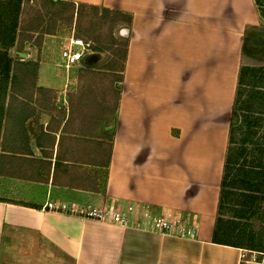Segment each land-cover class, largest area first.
<instances>
[{
  "label": "crops",
  "instance_id": "1",
  "mask_svg": "<svg viewBox=\"0 0 264 264\" xmlns=\"http://www.w3.org/2000/svg\"><path fill=\"white\" fill-rule=\"evenodd\" d=\"M61 1L132 15L116 106L84 113V91L97 102L88 67L67 69L61 47L43 42L36 73L19 76L30 90L9 89L0 113V264H239L242 248L213 238L256 0ZM49 202L115 204L134 222L182 215L196 236L44 209Z\"/></svg>",
  "mask_w": 264,
  "mask_h": 264
},
{
  "label": "trees",
  "instance_id": "2",
  "mask_svg": "<svg viewBox=\"0 0 264 264\" xmlns=\"http://www.w3.org/2000/svg\"><path fill=\"white\" fill-rule=\"evenodd\" d=\"M27 1L29 2L0 0V113L4 111L9 89H13L17 83L23 84L19 76L25 73H22L23 69L18 66L34 73L33 69L27 68V64L16 61L9 54V50L20 42L21 34L36 33L41 29L43 16L41 11L37 12L38 20L29 22V26L21 27V16ZM50 1L53 4H65L66 11H71L69 19L73 22L76 17L77 23L80 22L82 12L91 9L95 13L97 26L109 27L110 43L123 46L125 61L129 40L119 41L114 31L120 22L130 27L133 22L132 15L85 4L77 6L74 2ZM62 12H56L54 16L61 17ZM250 31H257L260 34L255 35L249 42ZM262 31L261 27L248 25L244 32L213 239L220 244L264 251V236L261 233L259 236L255 235L249 220L246 222L250 214L255 216L258 213L264 200V63L256 66L245 62L248 58V45L251 42L264 47ZM85 37L87 42L93 43L94 52L103 51L95 42L107 44L108 40L100 35ZM37 68L38 63L34 65L35 73ZM237 189L240 193H236Z\"/></svg>",
  "mask_w": 264,
  "mask_h": 264
},
{
  "label": "rangeland",
  "instance_id": "3",
  "mask_svg": "<svg viewBox=\"0 0 264 264\" xmlns=\"http://www.w3.org/2000/svg\"><path fill=\"white\" fill-rule=\"evenodd\" d=\"M256 4L260 18L257 25L249 26L261 27V29H263L262 34L264 35V0H256ZM66 10L67 6L65 4H53L50 0L27 1L21 16V27L24 28L25 26H29V22L38 20L37 12L41 11V15H43L42 22L40 21L41 29L36 33L24 32V34H21L20 42L9 50V54L15 60H20L23 58L22 55H25L23 59H26L27 62L29 61L31 63L26 65L27 68L31 70L34 69V61L39 60L43 56L44 41H48L49 46L53 45V47H55L53 48V51L58 52L59 48L62 47L64 43H67L68 40L73 36L78 39H82L85 42H87L85 37L87 35H100L103 39H108L107 44H103V42H95L96 46L103 48L102 52H95L101 55V60L90 66L92 68L88 67V69L85 70L86 74L91 76L88 77V81H85V87L92 93L95 92L94 94H91L90 92L89 96H91V98H95L97 102L94 104H87L86 98H88V94L84 91V94L82 95L83 104L80 103L78 106L83 107L84 113L91 114L96 109L105 108V106L102 105L109 102L113 110L116 106L119 89V73L123 66V46L121 44L113 45L110 43V39L108 38L109 27L97 26L95 13L91 9H86L82 12V17L78 23L76 17L73 22L69 19L71 16V11L68 12ZM59 11H63L61 17H55L54 13ZM130 28L131 26L129 27L125 23L120 22L114 31L116 38L122 42H125L126 40L128 41ZM124 31L125 33H123ZM257 34L260 33L257 31H250L248 36V39H250L249 42L252 41L254 36ZM91 53H94V51H91ZM54 54L55 55L53 56L56 57L57 54ZM247 55L248 58L245 62L249 63L250 65L260 66L261 63H264V47H260L254 42H251V44L248 45ZM18 67L23 69L22 73L24 72L25 74H30L29 76H33L31 75L32 73H30L27 69H24L21 66ZM28 78L30 82L33 81V77ZM24 83L25 82H23V84ZM23 84H20L22 86L19 87V90L21 89L23 91H29L30 85ZM17 85H19V83H17ZM107 96L109 97L108 100ZM98 101H100V104ZM72 103L73 101L69 102V104ZM252 157L249 159V163L251 162ZM236 193H240V191L237 189ZM248 220L251 229L255 232V235L259 236L261 233L264 236V200L261 204V207L258 209V213L255 216L250 214L246 222Z\"/></svg>",
  "mask_w": 264,
  "mask_h": 264
},
{
  "label": "built area",
  "instance_id": "4",
  "mask_svg": "<svg viewBox=\"0 0 264 264\" xmlns=\"http://www.w3.org/2000/svg\"><path fill=\"white\" fill-rule=\"evenodd\" d=\"M91 51H93L91 42H85L73 36L67 43L62 45L61 57L65 62V67L70 69L78 64H83L85 57L89 54H93ZM44 209L67 212L81 218L109 222L123 227L135 226L149 231L182 238H194L196 236V226L187 225L182 215H159L150 219H145L144 222H134L125 210L119 208L115 204H110L98 209H87L75 203L68 206L66 204L58 205L49 202L46 203ZM239 264H264V251L242 248L240 251Z\"/></svg>",
  "mask_w": 264,
  "mask_h": 264
},
{
  "label": "water",
  "instance_id": "5",
  "mask_svg": "<svg viewBox=\"0 0 264 264\" xmlns=\"http://www.w3.org/2000/svg\"><path fill=\"white\" fill-rule=\"evenodd\" d=\"M123 33H125V31ZM100 60H101V55L99 53L89 54L85 57L83 61V65L92 66L96 64L97 62H99Z\"/></svg>",
  "mask_w": 264,
  "mask_h": 264
}]
</instances>
